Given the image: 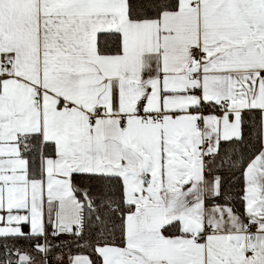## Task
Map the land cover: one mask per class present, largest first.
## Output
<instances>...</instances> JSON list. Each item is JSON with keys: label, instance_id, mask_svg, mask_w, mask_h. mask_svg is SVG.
Returning <instances> with one entry per match:
<instances>
[{"label": "snow or ice", "instance_id": "6c2138e0", "mask_svg": "<svg viewBox=\"0 0 264 264\" xmlns=\"http://www.w3.org/2000/svg\"><path fill=\"white\" fill-rule=\"evenodd\" d=\"M0 264H264V0H0Z\"/></svg>", "mask_w": 264, "mask_h": 264}]
</instances>
